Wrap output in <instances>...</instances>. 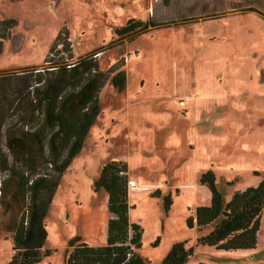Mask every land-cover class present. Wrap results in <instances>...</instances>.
Returning <instances> with one entry per match:
<instances>
[{"label": "rangeland", "instance_id": "obj_1", "mask_svg": "<svg viewBox=\"0 0 264 264\" xmlns=\"http://www.w3.org/2000/svg\"><path fill=\"white\" fill-rule=\"evenodd\" d=\"M6 20L12 23L0 32V79L39 69L50 78L54 62L87 56L109 75L101 112L49 207L50 254L40 264H67L70 237L81 232L88 242L106 243L108 201L92 184L113 157L127 162L137 182L129 215L144 230L139 255L150 264H163L177 242L193 249L188 264H264V216L254 250L198 244L213 225L199 231L187 224L211 203L205 173H214L226 199L264 179V0H0V26ZM130 20L150 24L120 36ZM119 71L126 74L123 90L111 81ZM8 108L0 107L8 115L0 153L7 154L8 128L26 114ZM166 195L173 200L168 212ZM28 199L11 171L0 170V264L15 254L12 237Z\"/></svg>", "mask_w": 264, "mask_h": 264}, {"label": "trees", "instance_id": "obj_2", "mask_svg": "<svg viewBox=\"0 0 264 264\" xmlns=\"http://www.w3.org/2000/svg\"><path fill=\"white\" fill-rule=\"evenodd\" d=\"M11 23L12 20L3 21L0 32L4 25L8 28ZM149 24L130 20L117 33L120 36L134 34ZM59 61L60 65L54 62V69L49 71L53 74L50 78L45 77L44 69H39L36 72L27 70L21 73V77L11 73L0 79V107L8 104V110L13 108V112L14 107L26 111L25 115H20V122L8 128L6 146L9 153H0V170H10L20 193L29 198L24 216L12 237L15 254L9 264H40L50 254L46 248L49 207L64 170L83 150L101 112L99 93L109 75L100 71L97 57L87 56L71 68L63 59ZM111 81L115 88L123 90L125 72L113 74ZM4 116L0 114V129L8 118V115ZM19 123L22 126L17 129ZM28 123L31 127L25 130ZM9 155L13 158L12 163ZM18 163L21 167H17ZM42 168L52 170L56 175L50 171L39 172ZM127 170V164L122 161L108 162L93 182L96 192L105 190L109 197L111 217L107 244L95 247L79 238L73 239L69 242L73 249L67 257V264H150L139 255L144 230L130 221L129 178L121 173ZM215 181L212 171L201 177L202 184L210 185L211 203L196 209V222L193 217L187 219L188 226L193 228L196 224L199 231L213 225L211 231L199 236L198 244L226 251L256 248L264 212V179L258 186L236 191L230 199H226ZM172 204L171 195H166L164 208L167 212ZM128 252L132 253L129 258ZM193 252L185 242H177L163 264H188Z\"/></svg>", "mask_w": 264, "mask_h": 264}, {"label": "crops", "instance_id": "obj_3", "mask_svg": "<svg viewBox=\"0 0 264 264\" xmlns=\"http://www.w3.org/2000/svg\"><path fill=\"white\" fill-rule=\"evenodd\" d=\"M69 1V3L71 2H73V4L76 2V0H68ZM256 75V73L253 71L252 73H251V78L253 77V76H255ZM114 86V85H113ZM195 100H199V97H196V99ZM199 101H197L196 103H195V105H194V107H196V108H198L199 106ZM192 107H193V104H192ZM192 109V108H191ZM254 130V129H253ZM140 134V133H139ZM83 151V150H82ZM82 151H81V153H82ZM80 153V154H81ZM79 154V155H80ZM111 161H122V162H124V163H126L127 164V162H125L124 160H122V158H116V157H113L110 161H107V162H102V165H101V167H100V173H101V170L103 169V167L108 163V162H111ZM127 168H128V164H127ZM127 174H128V176H129V172L127 171ZM100 175V174H99ZM98 175V176H99ZM98 176L95 178V179H97L98 178ZM129 179H134V178H132V176L130 175L129 177H128ZM93 185V184H92ZM256 185H258V181L256 182V184H255V186ZM248 187H251V185H248V186H246V187H244L242 190H245L246 188H248ZM94 190V189H93ZM94 193H95V195H96V191L94 190L93 191ZM130 192V191H129ZM98 193H100V196H101V198L100 199H103V200H105V201H108V199H109V197H108V193L105 191V190H100V191H98ZM104 197H106V199H104ZM211 197H212V193H211ZM231 198V196L228 198V199H230ZM263 214H264V212H263ZM262 214V218H263V215ZM110 215H111V213H110ZM130 216V215H129ZM262 218H261V227H260V231H259V234H258V246H259V242H260V236H261V233H262V231H263V221H262ZM110 219V218H109ZM109 222V221H108ZM71 239L69 240V242L71 241V240H73L74 238H79L80 240H81V242H84V243H87V244H89V245H91V246H95V247H100V246H105L106 244H107V239H106V243L105 244H102L101 242L100 243H98V242H96V243H91V242H88L87 240H85V236H84V234H83V232H81L79 235H77V236H74L73 238L72 237H70ZM107 238H108V225H107ZM68 242V243H69ZM258 246H256L257 248H258ZM246 250H250V249H246ZM254 250V249H253ZM199 262H202V261H199Z\"/></svg>", "mask_w": 264, "mask_h": 264}, {"label": "built area", "instance_id": "obj_4", "mask_svg": "<svg viewBox=\"0 0 264 264\" xmlns=\"http://www.w3.org/2000/svg\"><path fill=\"white\" fill-rule=\"evenodd\" d=\"M58 45L61 48L63 44H58ZM67 59L68 60H66V62H65L67 64V67L71 68V67H73V66H75L77 64L76 61H71V60H69V58H67ZM121 173L122 174H127V172H125V171H123ZM127 185L129 187V189L136 188L137 187V182L134 179H128ZM131 254H132L131 252H128L127 258H129L131 256Z\"/></svg>", "mask_w": 264, "mask_h": 264}]
</instances>
